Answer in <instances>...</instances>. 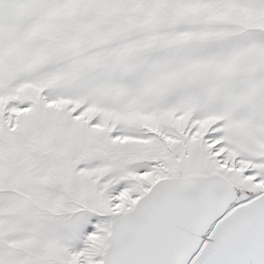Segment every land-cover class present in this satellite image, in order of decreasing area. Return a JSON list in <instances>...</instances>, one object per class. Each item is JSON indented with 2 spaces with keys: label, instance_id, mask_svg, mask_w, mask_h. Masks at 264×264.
<instances>
[{
  "label": "snow or ice",
  "instance_id": "snow-or-ice-1",
  "mask_svg": "<svg viewBox=\"0 0 264 264\" xmlns=\"http://www.w3.org/2000/svg\"><path fill=\"white\" fill-rule=\"evenodd\" d=\"M0 264H264V0H0Z\"/></svg>",
  "mask_w": 264,
  "mask_h": 264
}]
</instances>
